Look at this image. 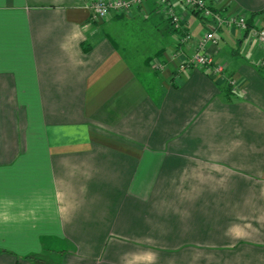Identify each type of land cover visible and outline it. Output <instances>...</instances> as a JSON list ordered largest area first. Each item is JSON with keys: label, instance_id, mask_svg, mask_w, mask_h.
<instances>
[{"label": "crops", "instance_id": "1", "mask_svg": "<svg viewBox=\"0 0 264 264\" xmlns=\"http://www.w3.org/2000/svg\"><path fill=\"white\" fill-rule=\"evenodd\" d=\"M0 0V264H264V48L171 0ZM264 26V0H217ZM161 64V67L158 65Z\"/></svg>", "mask_w": 264, "mask_h": 264}, {"label": "built area", "instance_id": "2", "mask_svg": "<svg viewBox=\"0 0 264 264\" xmlns=\"http://www.w3.org/2000/svg\"><path fill=\"white\" fill-rule=\"evenodd\" d=\"M147 0H97L91 5L92 19L102 21L112 13L129 12L135 6L143 5ZM186 9L198 12L204 25V33L196 43L195 52L178 66L181 73L193 68H204L212 77L226 83L233 92L240 91V85L233 73L228 71L224 63L217 62L207 51L209 44H217L216 31L222 27H234L246 34L250 40L264 48V26L259 27L250 23L245 14H229L223 8H217V0H182ZM167 9V17L179 34L180 44H187L193 39L186 29L181 16L171 7V0H157ZM258 67H264V56L257 60ZM161 67V64L158 65Z\"/></svg>", "mask_w": 264, "mask_h": 264}, {"label": "trees", "instance_id": "3", "mask_svg": "<svg viewBox=\"0 0 264 264\" xmlns=\"http://www.w3.org/2000/svg\"><path fill=\"white\" fill-rule=\"evenodd\" d=\"M198 13V12H197ZM199 14V13H198ZM200 15V14H199ZM229 90L231 91V88L228 86Z\"/></svg>", "mask_w": 264, "mask_h": 264}, {"label": "rangeland", "instance_id": "4", "mask_svg": "<svg viewBox=\"0 0 264 264\" xmlns=\"http://www.w3.org/2000/svg\"><path fill=\"white\" fill-rule=\"evenodd\" d=\"M183 62H184V61H183ZM181 63H182V62H181ZM181 63H180V64H181ZM227 86H228V85H227Z\"/></svg>", "mask_w": 264, "mask_h": 264}]
</instances>
